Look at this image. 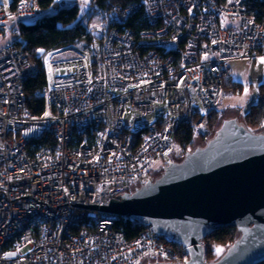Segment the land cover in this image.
<instances>
[{
    "label": "built area",
    "instance_id": "obj_1",
    "mask_svg": "<svg viewBox=\"0 0 264 264\" xmlns=\"http://www.w3.org/2000/svg\"><path fill=\"white\" fill-rule=\"evenodd\" d=\"M142 6L149 27L127 26ZM43 13L38 0L0 10V36ZM50 54L44 110L31 115L25 84L37 63L12 40L0 49V264L188 262L166 234L128 237L120 216L78 205H109L151 180L184 124L202 133L232 61H264V22L247 0H145L115 6L79 56L49 67Z\"/></svg>",
    "mask_w": 264,
    "mask_h": 264
},
{
    "label": "water",
    "instance_id": "obj_2",
    "mask_svg": "<svg viewBox=\"0 0 264 264\" xmlns=\"http://www.w3.org/2000/svg\"><path fill=\"white\" fill-rule=\"evenodd\" d=\"M129 217L187 247L186 263L264 262V129L253 131L238 118L223 119L204 146L171 161L156 178L109 205H78ZM233 226L240 236L215 261H206L203 239Z\"/></svg>",
    "mask_w": 264,
    "mask_h": 264
},
{
    "label": "trees",
    "instance_id": "obj_3",
    "mask_svg": "<svg viewBox=\"0 0 264 264\" xmlns=\"http://www.w3.org/2000/svg\"><path fill=\"white\" fill-rule=\"evenodd\" d=\"M20 1L10 0V10L16 9ZM144 1L91 0V3L100 12L103 21H105L112 16L115 6H125L135 2L143 4ZM247 1L250 10L256 14L258 22H264V0ZM38 2L40 7L44 9L42 15L29 16L34 17L30 21H25L21 17L9 28L14 33V37L11 40L29 52L38 66V73L25 84V107L31 115H38L44 110V100L37 95V91L43 87L47 80L44 64L45 57L73 44H82L89 47L99 38V35L89 31L82 19L79 18L80 8L78 4L63 6L60 0H38ZM3 9L5 8L0 3V10ZM15 26H17L16 29H14ZM127 26L138 30L149 27L143 6L130 18ZM258 87L260 93H264V82ZM224 88L233 92L241 91L243 83L228 78L224 81ZM219 106L208 114L202 133H195L188 124L182 126L177 135V142L186 151H190L197 146H204L213 137L226 114ZM238 121L248 129L262 131L264 129V105L259 100L254 102L244 113L243 119ZM196 139H200L203 144H196ZM47 142L54 144L55 139H47ZM36 143L42 145L44 140H38ZM117 223L126 231L128 237H135L147 228V226L129 217H118ZM239 236V230L233 226L217 229L206 236L203 239L206 261H215L219 258L221 254L216 250L217 245L226 249ZM259 264H264V262Z\"/></svg>",
    "mask_w": 264,
    "mask_h": 264
},
{
    "label": "rangeland",
    "instance_id": "obj_4",
    "mask_svg": "<svg viewBox=\"0 0 264 264\" xmlns=\"http://www.w3.org/2000/svg\"><path fill=\"white\" fill-rule=\"evenodd\" d=\"M4 6V8L9 11L10 10V0H0ZM61 4L63 6L71 5V4H78L80 8V15L79 18L82 19L83 23L87 27L89 31H92L95 34H100V31L102 30L104 26V21L102 19V15L100 12H98L95 9V6L92 5L91 0H60ZM25 21H30L34 19V17L25 16L22 17ZM18 19H12L10 22V26H12L13 23H16ZM17 26H15L14 29H16ZM14 37V33L12 30L8 29L6 32H4L0 36V49L12 38ZM86 46H83L82 44H73L70 46H67L59 51H56L54 53H51L48 57L49 67L52 63L67 61L71 58H74L76 56L80 55V51L86 49ZM260 61V60H258ZM257 61V62H258ZM254 64V63H253ZM256 64V63H255ZM255 66V65H254ZM257 66V65H256ZM232 67V77L230 79L240 81L243 83V88L241 91L233 92L228 91V94L224 95L223 101L220 104V108L222 111H224L225 117H237L238 120L243 119L244 113L250 108V106L259 100V87L255 86L252 82V75L254 73L255 67L252 66V64L247 61H237L234 60L231 63ZM262 67V66H261ZM259 66V70H262L264 73V66L261 68ZM62 72V70L58 71ZM163 113V107L160 106L159 109L155 111L154 114L149 115L146 120L148 123L153 122L156 120V118ZM196 144H203L200 139H196ZM185 150L184 147H182L179 143L176 144L173 151L165 156L162 160L158 161L156 165L151 170V178L154 179L160 173L163 171L164 167L171 161H180L183 159V156L181 155V151ZM219 249V251H218ZM216 250L219 252V254H222L225 249L222 248V246L217 245ZM24 251H27V248L24 249ZM151 261L150 258L145 259L143 262L144 264H147Z\"/></svg>",
    "mask_w": 264,
    "mask_h": 264
},
{
    "label": "crops",
    "instance_id": "obj_5",
    "mask_svg": "<svg viewBox=\"0 0 264 264\" xmlns=\"http://www.w3.org/2000/svg\"><path fill=\"white\" fill-rule=\"evenodd\" d=\"M1 2V1H0ZM237 61H243V60H237ZM245 61V60H244ZM256 63V64H255ZM254 64H252L253 67H255L254 73L252 75V79H253V84L255 86H259L260 84H262L264 82V73L262 72V70H259V66L261 68H263L264 66V61H258L255 62ZM255 65V66H254ZM257 65V66H256Z\"/></svg>",
    "mask_w": 264,
    "mask_h": 264
},
{
    "label": "snow or ice",
    "instance_id": "obj_6",
    "mask_svg": "<svg viewBox=\"0 0 264 264\" xmlns=\"http://www.w3.org/2000/svg\"><path fill=\"white\" fill-rule=\"evenodd\" d=\"M218 251H219V249H218Z\"/></svg>",
    "mask_w": 264,
    "mask_h": 264
}]
</instances>
